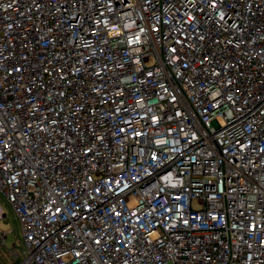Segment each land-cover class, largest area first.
I'll return each mask as SVG.
<instances>
[{
    "label": "built area",
    "instance_id": "built-area-1",
    "mask_svg": "<svg viewBox=\"0 0 264 264\" xmlns=\"http://www.w3.org/2000/svg\"><path fill=\"white\" fill-rule=\"evenodd\" d=\"M0 194L15 264H264V0H0Z\"/></svg>",
    "mask_w": 264,
    "mask_h": 264
},
{
    "label": "rangeland",
    "instance_id": "rangeland-1",
    "mask_svg": "<svg viewBox=\"0 0 264 264\" xmlns=\"http://www.w3.org/2000/svg\"><path fill=\"white\" fill-rule=\"evenodd\" d=\"M0 264H15L20 257L14 258V252H21L22 231L11 205L0 194Z\"/></svg>",
    "mask_w": 264,
    "mask_h": 264
}]
</instances>
